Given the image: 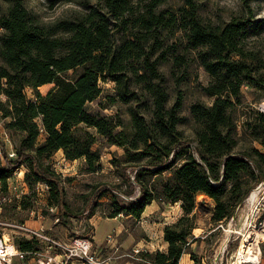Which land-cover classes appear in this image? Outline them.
Masks as SVG:
<instances>
[{
	"label": "trees",
	"instance_id": "obj_1",
	"mask_svg": "<svg viewBox=\"0 0 264 264\" xmlns=\"http://www.w3.org/2000/svg\"><path fill=\"white\" fill-rule=\"evenodd\" d=\"M45 1L49 9L78 3L83 11L41 24L23 0H0L5 6L0 5V118L9 133L19 135L16 159L0 161L1 188L23 165L26 185H46L50 207L59 217H72L62 181L47 160L61 151L65 160L83 159L93 171L100 153L92 129L123 150L110 161L118 183L97 186L95 198L109 192L108 218L138 221L153 202L160 208L179 203L182 216L163 228L167 252L146 255L154 264H178L189 244L201 241L192 235L197 195L212 201V224H227L264 181V112L241 100L248 86L264 101V59L243 45L245 21L203 24L194 0H184L176 13L159 10L167 0ZM177 32L185 41L183 53L177 44L165 45ZM189 52L209 77L202 93L213 98L211 105L190 106L192 140L179 129L189 122L178 114L179 100L167 107L158 71L159 63L170 61L174 74L185 67ZM105 82L114 84V93L104 95L105 105H127L139 89L152 102L151 118L132 107L127 124L117 114L90 113L87 106L102 95ZM93 215L90 207L86 218ZM17 245L33 248L24 240Z\"/></svg>",
	"mask_w": 264,
	"mask_h": 264
},
{
	"label": "rangeland",
	"instance_id": "obj_2",
	"mask_svg": "<svg viewBox=\"0 0 264 264\" xmlns=\"http://www.w3.org/2000/svg\"><path fill=\"white\" fill-rule=\"evenodd\" d=\"M90 1L91 3L94 2L93 0ZM194 2L197 5V15L203 24L218 25L233 18L245 21L246 33H244L241 41L246 48L258 52L261 58L264 59V0H194ZM0 5L5 7L2 3ZM23 5L28 12L38 18L41 24L69 20L83 11V7L78 3L58 4L51 9L47 7L45 0H23ZM182 7H184V0H167L159 10L176 13ZM184 42L180 32L165 38V45L173 43L178 45V53H183L182 44ZM186 59L185 67L175 69L174 74L171 73L170 61L159 63L158 71L164 77L163 87L168 94L167 107H171L177 99L179 100L178 114L189 120L187 124L180 125L179 129L185 133L184 135L188 140H192L194 136L189 108L197 102L211 105L213 98L206 96L201 91V88L207 85L209 77L199 66L194 53L189 52ZM100 87L103 90L102 95L87 106L90 113L97 112L105 116L117 114L122 122L127 124V109L132 107L147 119L151 118L150 107L152 102L148 95H143L144 93L139 89H137L138 96L127 105L116 103L108 106L105 105L104 95L114 93V84L111 82L100 83ZM258 96L257 91L248 86L243 87L241 90V100L249 108L259 110L261 105H264V101L258 100ZM244 111L247 113L246 110ZM5 122L0 118V142L7 150L11 148L15 150L19 135L9 133L4 128ZM89 131L95 135L97 141L95 148L100 153V161L93 171L86 169L83 159L67 161L61 156V152L53 154L47 160L62 181L64 201L72 217L60 216L58 223L53 222V214L46 211L50 202H48V188L45 186H39L38 190L36 186H33L32 189L27 186L24 195L16 196L17 193L11 188L21 184L26 172L24 167L12 174L7 180V186L4 190L0 185V235L4 234V237H9L17 245V242L24 240V238L14 226L24 224L29 228H39L41 226L52 237L61 241H68L74 237L90 238L93 228L86 218L90 207L94 209V219L108 218L111 205L110 193H105L96 199L97 192L95 189L97 186L106 188L118 183L110 161L112 154L120 156L123 154V150L116 146L107 145L97 133L95 134L94 130L90 129ZM41 139L39 138V140ZM190 148V151L194 153L195 143H191ZM181 162L179 161L178 164ZM123 198L125 196L121 197V199ZM195 202L197 208L194 210L193 222H195V227L199 229L195 231V234L203 239L202 242L196 243L193 248H224L220 255L221 263L218 264H232L234 262L233 254L239 248L243 237L247 235L249 240L245 245L247 247L251 246L254 252L258 251L260 253L258 248H261V234H264V181L252 190L241 206L237 208L233 218L227 224H221L213 232H210L212 227L209 226L212 224L210 220L213 209L212 201L203 195H197ZM173 206H176L173 210L159 208L152 215L146 217L144 223L142 221L149 235L143 233L138 220L119 215L125 230H127L124 237L127 238L130 234L132 235L131 239L135 240L143 234L142 239L145 241L151 240L159 245L161 243L159 232L161 222L170 221L167 223L169 225L182 216L180 204L177 203ZM161 212L167 214L165 221L164 217L161 216ZM134 244L135 242L133 244L131 242L129 248H133ZM213 255L214 252L209 256L211 260ZM196 258L198 259V256ZM208 262L205 263L214 264L209 259Z\"/></svg>",
	"mask_w": 264,
	"mask_h": 264
},
{
	"label": "built area",
	"instance_id": "obj_3",
	"mask_svg": "<svg viewBox=\"0 0 264 264\" xmlns=\"http://www.w3.org/2000/svg\"><path fill=\"white\" fill-rule=\"evenodd\" d=\"M259 111L264 112V105H261ZM5 156L14 161L16 152L12 148L7 150L0 142V161L2 164ZM22 168H24L23 165L16 168L14 174ZM39 186L47 187L44 184H36L37 190ZM11 189L17 193L16 196L20 197L27 190V185L22 178L21 184L15 185ZM46 211L53 214L55 224L59 222L60 217L56 207H50L49 205ZM14 227L20 232L24 241L33 245V248L22 250L9 237H4V234L0 235V264H114L112 258L102 257L92 251L89 238L74 237L68 241H61L52 237L41 226L39 228H29L21 224ZM110 238L109 236L108 240ZM132 253L140 261H144L142 249L135 248Z\"/></svg>",
	"mask_w": 264,
	"mask_h": 264
},
{
	"label": "crops",
	"instance_id": "obj_4",
	"mask_svg": "<svg viewBox=\"0 0 264 264\" xmlns=\"http://www.w3.org/2000/svg\"><path fill=\"white\" fill-rule=\"evenodd\" d=\"M61 151H58L56 154L60 153ZM61 156H63L61 152ZM65 159V158H64ZM176 207V206H175ZM173 205H165L162 206V208H170L173 210L175 208ZM212 207V205H211ZM160 206L153 202L150 205H148L144 212L142 213L138 224H141L143 233H146V235H149L148 232H146L147 228L143 225L145 222V218L149 217V215H152L155 211L159 210ZM169 213V212H168ZM161 216L164 217V221L166 220L167 214H164L161 212ZM143 221V223H142ZM170 222V221H169ZM169 222H161L160 225V241L161 243L159 245H156L153 241H145L142 239V235L138 236L137 239H131L130 234H128L129 237H124L125 233H127V230H125L123 221L119 216L115 218H96L94 219V216L88 219V223L92 226V234L89 236L90 242H91V248L92 251L95 253L101 255L102 257H110L113 260L114 264H152L151 260L146 258V255L154 254L155 252L159 251L162 253L167 252V244L163 241V228L164 226ZM212 227L210 232H213L218 229L221 225H215L211 224L209 225ZM199 229L195 228L192 231L193 237H198L199 235L195 234V231ZM264 233V230H263ZM111 237L110 240H108V237ZM201 240L203 239L200 237ZM135 242L133 245V248H129L130 244ZM202 242V241H199ZM199 242H193L189 244V247L187 248V251L183 253L179 259L178 264H206L205 262H208V259L212 261L214 264L221 263V251L224 248H193L196 246V243ZM261 248H258L259 253V260L257 263L254 264H264V234H261V240H260ZM135 248H140L143 250L142 257L144 258V261H140L138 257L134 256L132 253V250ZM214 252V255L212 256L213 259H210V254ZM198 256V259L196 258ZM196 259V260H195ZM211 262V263H212ZM253 264V263H252Z\"/></svg>",
	"mask_w": 264,
	"mask_h": 264
},
{
	"label": "bare ground",
	"instance_id": "obj_5",
	"mask_svg": "<svg viewBox=\"0 0 264 264\" xmlns=\"http://www.w3.org/2000/svg\"><path fill=\"white\" fill-rule=\"evenodd\" d=\"M247 240H249V236L245 235L240 242L239 248L232 256L234 259V262L232 264L256 263L258 261L259 252H254L251 246L247 247L245 245Z\"/></svg>",
	"mask_w": 264,
	"mask_h": 264
}]
</instances>
